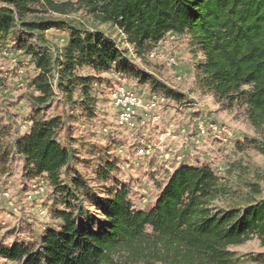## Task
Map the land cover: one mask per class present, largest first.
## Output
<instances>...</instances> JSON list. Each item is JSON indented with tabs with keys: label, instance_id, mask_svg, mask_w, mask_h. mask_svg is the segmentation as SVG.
<instances>
[{
	"label": "trees",
	"instance_id": "obj_1",
	"mask_svg": "<svg viewBox=\"0 0 264 264\" xmlns=\"http://www.w3.org/2000/svg\"><path fill=\"white\" fill-rule=\"evenodd\" d=\"M104 27L117 30L142 62L166 34L186 36L196 58L198 89L226 110L240 111L264 134V0H0V47L13 43L33 70L25 83L27 131L8 141L9 128L0 125V178L18 157L23 178L46 184L54 221L29 239L7 244L0 239V259L15 264H235L230 247L252 237L264 246V198L237 204L208 165L180 166L154 203L136 210L130 186L118 179L119 168L106 150L98 151L95 162L79 158L75 146L89 145L71 136L72 124L96 116L101 87L112 82L104 75L132 78L154 93L183 100L131 66ZM51 29L66 33L62 45L48 39ZM54 101L63 112L45 117ZM248 143L264 156V143ZM79 168H92L91 178ZM245 187L250 197L261 192L256 182Z\"/></svg>",
	"mask_w": 264,
	"mask_h": 264
},
{
	"label": "rangeland",
	"instance_id": "obj_2",
	"mask_svg": "<svg viewBox=\"0 0 264 264\" xmlns=\"http://www.w3.org/2000/svg\"><path fill=\"white\" fill-rule=\"evenodd\" d=\"M102 30L127 53L131 66L152 75L182 95L183 100L165 96L168 110L160 115L156 125L134 131L119 128L108 88L122 86L143 100L154 92L148 84H139L135 79L104 75V78H112V82L101 87L96 116L89 123L82 118L72 124L71 136L89 145L75 146L79 158L95 162L98 151L106 150L119 168L118 179L130 186V198L136 210L151 206L168 176L180 166H210L237 204L264 198V156L248 143L253 139L264 143V134L251 127L240 111L226 110L224 103H218L210 94L198 89L194 78L196 58L187 37L166 34L159 46L162 58L142 62L117 30L110 27ZM46 34L57 45H62L67 37L64 31L56 29ZM14 46L7 42L0 47V125L9 128L8 141L27 131L30 110L25 83L33 75L27 59ZM165 57H174L175 65L167 68ZM199 58L202 60L200 54ZM63 110L64 106L54 101L45 109L44 116L59 115ZM66 111L70 108L66 107ZM199 127L205 128L204 135L198 133ZM147 145L149 152L139 154L138 148ZM22 167V161L14 157L8 174L0 178V239L5 244L14 238L29 239L54 224L48 215L50 197L46 184L41 179L23 178ZM79 171L91 178L92 168H79ZM248 181L260 185V194L250 197L245 187ZM40 187L43 191L36 193ZM230 251L236 255L235 264H264V246L255 237L230 247ZM0 264L15 263L0 259Z\"/></svg>",
	"mask_w": 264,
	"mask_h": 264
},
{
	"label": "built area",
	"instance_id": "obj_3",
	"mask_svg": "<svg viewBox=\"0 0 264 264\" xmlns=\"http://www.w3.org/2000/svg\"><path fill=\"white\" fill-rule=\"evenodd\" d=\"M168 35H172L168 33ZM162 54L160 48L154 49L148 54L149 60L161 59ZM164 65L171 68L175 65L174 57H165ZM108 96L112 108L116 111V125L119 128L134 131L138 128L156 125L159 122L160 115L168 110V102L166 98L160 94L152 93L147 100H143L134 92L122 87L108 88ZM198 133L204 135L206 130L199 127ZM150 146H142L138 148L139 154H147ZM42 192L43 188L36 190ZM40 213H43L42 211Z\"/></svg>",
	"mask_w": 264,
	"mask_h": 264
}]
</instances>
